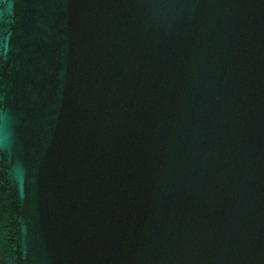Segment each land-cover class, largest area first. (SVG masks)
I'll list each match as a JSON object with an SVG mask.
<instances>
[{"label": "water", "instance_id": "1", "mask_svg": "<svg viewBox=\"0 0 264 264\" xmlns=\"http://www.w3.org/2000/svg\"><path fill=\"white\" fill-rule=\"evenodd\" d=\"M0 264H264V0H0Z\"/></svg>", "mask_w": 264, "mask_h": 264}]
</instances>
